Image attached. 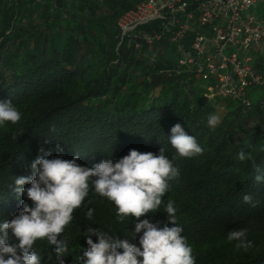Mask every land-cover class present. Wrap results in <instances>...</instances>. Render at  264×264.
<instances>
[{
  "label": "trees",
  "instance_id": "16d2710c",
  "mask_svg": "<svg viewBox=\"0 0 264 264\" xmlns=\"http://www.w3.org/2000/svg\"><path fill=\"white\" fill-rule=\"evenodd\" d=\"M145 1L0 0V101L11 100L22 117L0 127V222L11 221L20 200L32 206L14 191V181L31 175L37 156L79 155V165L92 167L130 149L158 155L162 146L180 173L162 199L174 201L196 264H264V181H256L250 161L237 158L241 150L250 152L264 174V95L254 89L246 102L209 101L197 75L177 74L179 54L169 36L140 48V40L122 39L119 18ZM254 64L263 71V56L256 53ZM209 115L219 117L214 129ZM177 123L196 138L202 155L176 154L169 137ZM246 194L255 207L243 201ZM163 207L140 220L162 228ZM136 222L126 217L120 223L115 204L90 187L58 237L69 242L64 264H83L88 227L139 247L143 232L135 234ZM240 229L252 242L247 251L227 240ZM34 251L41 264H57L46 240H38Z\"/></svg>",
  "mask_w": 264,
  "mask_h": 264
},
{
  "label": "clouds",
  "instance_id": "9594fccd",
  "mask_svg": "<svg viewBox=\"0 0 264 264\" xmlns=\"http://www.w3.org/2000/svg\"><path fill=\"white\" fill-rule=\"evenodd\" d=\"M21 118V112L11 100L0 101V127L6 126V122L15 125ZM207 123L214 129L219 117L209 115ZM169 142L180 157L203 154L196 138L188 135L179 123L172 126ZM57 150L62 151L59 146ZM165 151L162 146L158 155L130 149L128 155L115 162L102 160L92 167L79 165V155L72 160L49 159L50 153L37 156L30 164L31 175L15 178L14 191L18 196H27L32 206L20 200L11 221L0 222V264H41L34 251L38 240L54 246L57 264H64L69 242L66 237H58L73 220L74 210L82 205L90 187L115 204L120 223L126 217H135L138 222L134 232L143 234L138 247L109 231L88 227L83 233L88 245L81 257L83 264H196L193 249L181 235L183 229L177 223L174 201L162 199L170 189V182L180 175L173 162L175 157L169 159ZM237 158L240 162L250 161L257 173L256 181H264V174L250 152L241 150ZM26 184L30 187H24ZM243 201L255 207L250 195H244ZM161 205L167 213V223L162 228L148 219L140 220L149 213L159 212ZM86 218L92 220V209L87 211ZM93 236L98 242H93ZM227 240L236 241L237 250L247 251L252 247L246 229L230 231Z\"/></svg>",
  "mask_w": 264,
  "mask_h": 264
},
{
  "label": "built area",
  "instance_id": "2783aa9c",
  "mask_svg": "<svg viewBox=\"0 0 264 264\" xmlns=\"http://www.w3.org/2000/svg\"><path fill=\"white\" fill-rule=\"evenodd\" d=\"M262 2L146 0L122 14L117 26L122 39L140 40L137 48L169 36L179 54L177 74L197 75L207 100L246 102L254 89L264 91V70L254 64L256 53L264 59V17L255 12Z\"/></svg>",
  "mask_w": 264,
  "mask_h": 264
},
{
  "label": "rangeland",
  "instance_id": "374dc122",
  "mask_svg": "<svg viewBox=\"0 0 264 264\" xmlns=\"http://www.w3.org/2000/svg\"><path fill=\"white\" fill-rule=\"evenodd\" d=\"M255 12H256V14L259 15V16H262V15L264 16V2L258 4V6H257L256 9H255ZM256 95H257L258 97H261L262 95H264V91L259 90V91L256 93ZM257 96H256V97H257Z\"/></svg>",
  "mask_w": 264,
  "mask_h": 264
}]
</instances>
